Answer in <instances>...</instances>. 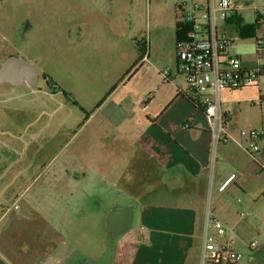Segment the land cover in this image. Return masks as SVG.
<instances>
[{
    "label": "crops",
    "instance_id": "obj_1",
    "mask_svg": "<svg viewBox=\"0 0 264 264\" xmlns=\"http://www.w3.org/2000/svg\"><path fill=\"white\" fill-rule=\"evenodd\" d=\"M152 1H77L74 6L80 19L97 24L88 29L84 43L100 37H129L139 8H145L148 19L151 17ZM182 2L183 8L190 10L196 1ZM64 3L69 7L67 1ZM180 4L178 0L176 6ZM50 7L55 14L57 5ZM239 9L237 6L221 26L230 37L233 36L228 31L238 35L243 25ZM174 15L176 21V16L181 21L177 10ZM73 40V45H80L76 38ZM93 51L97 52L95 63L99 66L90 71L91 80L97 69L107 68L113 59L123 68L141 59L130 75L118 79V85L101 105L95 106L105 96L100 94L92 106L79 103L83 108L73 113L72 120L71 112L59 115L70 100L61 104L55 96L59 90L54 83L48 82L47 90L38 86L42 72L32 86L0 83V225L9 216L21 218L20 230L27 231L21 236L26 239L24 247L31 249L21 252L24 263L60 262L61 258L52 253L55 234L70 228L66 226V215L86 213L98 216L93 229L108 231V243H112L110 251L104 250L105 236L98 264H200L205 198L210 194L218 203L230 194L236 198L237 207L225 202L212 208L234 240L238 209L248 208L241 215L252 223L260 212L264 178L259 169H264L245 146L232 139L218 144V156L212 164L211 136L203 106L189 99L197 101V95L179 76L184 72L180 71L177 52L178 74L174 65H166L168 72L161 70V64L151 59L150 50H90ZM68 54L71 63L67 62L75 69L77 61L87 53L70 50ZM21 58L27 59L24 55ZM246 63L242 58V65ZM140 73H144L142 79L153 74L156 80L154 76L145 79L147 86L139 90L132 78ZM20 88L25 89L24 95L18 91ZM37 91L44 97L26 98ZM6 92L9 95L2 98ZM28 100L36 101L37 106H27ZM52 101L57 105L52 106ZM12 104L20 106L11 107ZM223 108L227 128L237 138L238 131L229 126L230 116ZM256 158L264 160V150ZM232 173L235 178L219 191V184ZM50 198L59 202L58 210L45 207L44 203L52 205ZM20 202L21 208L17 207ZM12 219L5 224V232L10 225L15 226ZM41 229L46 231L44 235ZM1 236L0 233V241ZM235 244L234 240L236 249Z\"/></svg>",
    "mask_w": 264,
    "mask_h": 264
},
{
    "label": "rangeland",
    "instance_id": "obj_2",
    "mask_svg": "<svg viewBox=\"0 0 264 264\" xmlns=\"http://www.w3.org/2000/svg\"><path fill=\"white\" fill-rule=\"evenodd\" d=\"M54 1L0 0V62L7 55L17 57L24 55L27 59L34 61L31 63L35 64L42 72L38 86L47 90L49 89L48 82L54 83L59 90L55 96L61 101V104L64 105L70 100V104L59 111L60 116L65 112H71L70 119L72 120L73 113L80 112L81 107L83 108L79 103L85 107L92 106L94 98H97L99 94L100 97H103L109 92L130 67L129 65L123 68L113 59L112 64L107 68L97 69L94 74L95 78L93 77L94 79L91 80L90 71H95L99 65L95 63L98 57L97 52H90V50H150L151 59L161 64V70L167 69L168 72L170 68L166 65H174V72L178 74L176 71L177 42L174 15L175 10L178 11V6H176L178 0H153L149 19L145 8H139V14L133 23L134 31L129 37L118 40L100 37L102 39H92L87 43H84L86 40L83 37L88 29L97 27V24H86L80 19L79 12L74 6L80 0H56L55 3ZM64 1L68 2V10L64 6ZM236 2L240 8L239 15L243 18V25L241 26L242 31L240 30L238 35L228 31L233 36L231 37V50L247 61V67H255L259 63L264 65V48L259 50L256 42V38H262L264 35V0H236ZM50 4L57 5L55 14L51 13ZM66 11L68 12L66 13ZM244 28H247L248 31L244 32ZM73 38H76V42H81L80 45H73L71 41ZM95 41H99V44L96 45ZM70 50H84L87 53L83 60L77 61L78 66L75 69L70 64L71 55L68 54ZM141 53L139 52V54ZM109 57L111 56L109 55ZM27 59L24 60L30 62ZM67 59L70 63L67 62ZM180 71L183 72L182 69ZM143 76L144 73L143 75L140 73L138 76L134 75L135 79L132 78L139 90H143L147 86L145 79H150L151 76L153 78L154 75L146 74L142 79ZM179 76L181 79L185 78L184 80L187 82L185 75L180 74ZM154 78L155 81L156 77L154 76ZM104 81L107 82L103 83ZM19 90L21 91V88ZM24 90L23 88L21 95H24ZM8 95L6 92L2 98ZM34 97H44V95L38 91L26 95L27 99ZM221 100H223V106L226 107L230 116L228 124L231 128H236L238 137L241 130L249 129L260 130L264 134V74H261L256 82L245 87L223 90ZM3 104L9 106L11 103ZM26 105H30L31 108L37 106L34 100L33 102L28 100ZM56 105L57 103L52 101V106ZM19 106L20 104H12L11 107ZM91 109L93 110V108ZM243 141L248 143L245 139ZM212 154L218 156L217 147H212ZM259 170L261 178H264V171ZM229 196L227 200L218 203L209 194L205 198V203L206 205L210 203L213 208L216 205H223L225 202L230 204L231 202L235 204L233 207H237L236 198L231 194ZM94 198L90 200L91 207L94 205ZM49 201L52 205L44 203L45 207L52 206L54 210H58L59 202L54 198H50ZM261 202L260 212L254 217L256 221L253 223L248 222V219L241 215L242 211L247 212L248 208L245 210L244 207H240L236 214V219L239 221L233 232L236 241L235 247L242 253V260L238 264H264V194L261 197ZM21 205L20 202L17 207L21 208ZM97 217V215L86 213L77 216L66 215L68 221H66V226H70V228L58 231V234H55L56 242L52 246L54 257L58 256L62 262L55 263V260L53 262L49 260L40 264H98V256L102 250L105 236L104 250L110 251L112 243H108V231L104 232L100 230L101 228L93 229L92 226L99 222ZM60 218H64V216ZM9 219L13 220L12 224L15 226L10 225L8 231L5 232L6 230L3 229ZM109 225L112 227L110 222ZM20 229L21 218L16 219L13 216L7 217L4 224L0 225V233L3 235L0 241V264H30L21 262V252L25 253L31 249L27 250L24 247L26 239L21 236L27 231L21 232ZM40 232L42 235L46 233L43 229ZM62 240L66 241L65 245ZM254 241L256 247L251 246ZM89 258L90 260H88Z\"/></svg>",
    "mask_w": 264,
    "mask_h": 264
},
{
    "label": "built area",
    "instance_id": "obj_3",
    "mask_svg": "<svg viewBox=\"0 0 264 264\" xmlns=\"http://www.w3.org/2000/svg\"><path fill=\"white\" fill-rule=\"evenodd\" d=\"M237 11L236 0L196 1L190 10L178 6L181 21L190 23L185 38L177 42V56L187 78L189 89L197 95L203 106L211 136V145L235 140L247 148L255 161L264 169V160L256 154L264 150V134L260 130H241L236 138L227 128L221 93L225 89L242 88L256 82L264 71V65L255 67L242 65L239 54L231 52V37L221 27ZM258 49L264 48V35L257 38ZM247 140V144L243 140ZM216 156L213 155L214 165ZM213 174V171L211 172ZM236 174H230L218 186L219 191L227 188ZM256 247V242L251 243ZM242 253L234 248V240L225 224L216 218L208 203L205 213L200 264H238Z\"/></svg>",
    "mask_w": 264,
    "mask_h": 264
},
{
    "label": "water",
    "instance_id": "obj_4",
    "mask_svg": "<svg viewBox=\"0 0 264 264\" xmlns=\"http://www.w3.org/2000/svg\"><path fill=\"white\" fill-rule=\"evenodd\" d=\"M41 70L21 57L9 56L0 67V83L34 85Z\"/></svg>",
    "mask_w": 264,
    "mask_h": 264
},
{
    "label": "trees",
    "instance_id": "obj_5",
    "mask_svg": "<svg viewBox=\"0 0 264 264\" xmlns=\"http://www.w3.org/2000/svg\"><path fill=\"white\" fill-rule=\"evenodd\" d=\"M177 17V21H176V26H175V34H176V42L182 40L183 38H185L186 36V32L190 29V23L187 22V23H183L181 21H178V16ZM257 19H259V16H257ZM256 42H257V38H256ZM258 44V43H257ZM141 58H139L124 74V76L122 77L125 78L127 77L128 75H130L133 71V69L136 67L137 63L140 61ZM264 74V71L263 73ZM118 85L115 84L114 86H112L111 90L109 92H107L105 94V96L97 103L96 107H98L99 105H101V103L107 98V96L110 94V92L115 89V87ZM189 99L193 102V103H198L199 100H194L193 98H191L189 96ZM200 103V102H199Z\"/></svg>",
    "mask_w": 264,
    "mask_h": 264
},
{
    "label": "flooded vegetation",
    "instance_id": "obj_6",
    "mask_svg": "<svg viewBox=\"0 0 264 264\" xmlns=\"http://www.w3.org/2000/svg\"><path fill=\"white\" fill-rule=\"evenodd\" d=\"M21 59H23V58H21Z\"/></svg>",
    "mask_w": 264,
    "mask_h": 264
}]
</instances>
